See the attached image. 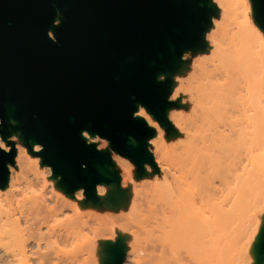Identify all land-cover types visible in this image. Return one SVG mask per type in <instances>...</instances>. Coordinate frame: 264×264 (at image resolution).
I'll list each match as a JSON object with an SVG mask.
<instances>
[{
	"label": "bare ground",
	"instance_id": "1",
	"mask_svg": "<svg viewBox=\"0 0 264 264\" xmlns=\"http://www.w3.org/2000/svg\"><path fill=\"white\" fill-rule=\"evenodd\" d=\"M247 3L201 1L206 18L200 46L181 50L168 84L169 129L136 103L134 117L152 130L144 148L157 167L156 182L131 194L132 176L126 173L123 186H95L112 223L111 236L99 245L76 242L82 220L76 199L58 192L59 183L68 185L42 158L28 155L18 132L12 134L18 140L14 164L0 185V264H28L29 255L35 264L42 258L95 264L93 248L98 264H113L126 250H141L134 227L152 235L162 264H264V112L261 91L253 86L264 65L254 51L261 39ZM81 135L87 144L105 140L86 129ZM8 139L0 134L1 149L8 150ZM27 141L34 150L42 148L32 137ZM128 144L138 146L131 138ZM43 173L52 175V185ZM83 192L77 187L69 194L84 200ZM78 247L86 252L76 260Z\"/></svg>",
	"mask_w": 264,
	"mask_h": 264
},
{
	"label": "water",
	"instance_id": "2",
	"mask_svg": "<svg viewBox=\"0 0 264 264\" xmlns=\"http://www.w3.org/2000/svg\"><path fill=\"white\" fill-rule=\"evenodd\" d=\"M201 1L0 0V134L20 130L26 145L34 138L67 189L83 187L90 199L98 183L116 178L101 173L110 155L87 144L83 129L138 168L152 164L144 148L152 130L134 117L135 106L168 124V81L158 76L183 48L200 45ZM253 6L264 27V0ZM7 144L0 148V185L14 163V142Z\"/></svg>",
	"mask_w": 264,
	"mask_h": 264
},
{
	"label": "rangeland",
	"instance_id": "3",
	"mask_svg": "<svg viewBox=\"0 0 264 264\" xmlns=\"http://www.w3.org/2000/svg\"><path fill=\"white\" fill-rule=\"evenodd\" d=\"M246 11H247L248 19H249L252 27L257 31V33L261 39V42L256 43L254 45V51L256 53L257 58H259L261 60L262 64L264 65V27L261 25L259 20L256 18V15L254 12L253 0H251V4L247 3ZM199 46H198V48H199ZM190 51H192V50H190ZM174 68L176 69V65L175 66L172 65V67H170V70L166 72L168 74L161 77L159 81L167 80L168 84H172L173 83V81H172L173 76L172 75H174V72L176 71V70H174ZM172 72H173V74H172ZM255 74L256 75H255L254 80H253V86H256V88L260 89V91H261V97H262L261 110L264 112V70L263 71L261 70L258 73L256 72ZM172 105H173V102H171V106ZM9 121L10 122H17L15 120H13L12 118H10ZM166 127L168 129L170 128L169 123L166 125ZM16 132L19 133V136H20V134H22L20 130L14 131V132H12V134H14ZM12 134H10L7 137V138H9L8 142H10V141L14 142V145L16 146V144L18 143V140L13 138ZM102 139H105V138H102ZM20 141H21V143H20L21 146L25 147L26 149L28 148L27 149L28 155L32 159H35L36 157L41 158L40 152H41L42 148L40 150H38L39 151L38 152L37 150H34L33 146H31L30 144L26 145L24 143L22 137H20ZM108 142L109 141L105 139L104 141L98 140V141H95L92 143L95 145V147L97 145L98 146L97 149L102 150V151H105V150H103V146L105 143L107 144L108 150H106L105 152H107L110 155V162L106 166L107 168L103 169L101 171V173L103 175L109 177V178L115 177L116 180L115 181L109 180L108 182H103L106 184V186L108 185L107 183H110V184L115 183V184L120 185V182L122 183V180L126 176V173H129L132 176L131 186H134V187L131 190L132 191L131 194L135 190L142 189L141 186H149L150 184H153L154 182H156L155 178L157 176V174H156L157 173V167L154 164V162L152 164H144L141 168H138L129 158L119 156L116 152L111 150ZM8 149H9V145H8ZM13 164H11V166H13ZM237 172L239 173L240 171L237 170L236 173ZM43 176H44V179L46 180V184L49 186L52 185L50 183V181L52 179V177H51L52 175H48L47 173H43ZM61 184L62 183H59V185H58L60 187L58 192L62 195H65L68 199H76V210L78 211V214L80 216H82L81 224L79 226L80 228L78 230L79 234L77 235V238H81V239L77 240L76 242L81 244L82 240L86 239L89 242L92 241V243L94 245H99L101 240L106 239L109 236H111L112 223H110L109 219H107L106 215L104 214L105 211L101 209L102 206L99 204L100 200L97 199L96 196L94 199L88 198L87 195L85 194V192H83L84 200L81 198H76L75 195L69 194V193H72L74 191V189H76V188H74L72 191H69L67 189V188H69V186H66L65 184H62V185ZM54 186H56V185H54ZM109 186H111V185H109ZM120 186H123V185L121 184ZM247 186H249V185H247ZM260 222H262L261 217H260ZM133 229L139 235L141 250L138 252H135V253H133L132 251L129 252L126 250V252L123 254L122 264H162L156 257L157 251L154 250V248H153V237H152V235H150V233L147 232L146 228L140 227V230H138V231L135 227ZM85 252H86V249H83L81 247L76 248V254H75L76 260L81 259V257L83 255H85ZM98 255H99L98 250L93 248L92 249V259L95 260V264H98V261H97ZM61 256H63V255H61ZM120 256H122V255H119L118 258ZM39 260H40L41 264H52L51 260L48 258H42ZM27 263L28 264H35L36 263L35 256L29 255L27 258ZM76 264H88V263L81 261V262H78Z\"/></svg>",
	"mask_w": 264,
	"mask_h": 264
}]
</instances>
